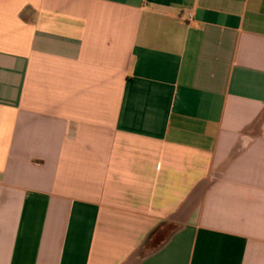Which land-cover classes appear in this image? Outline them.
Wrapping results in <instances>:
<instances>
[{"label": "crops", "instance_id": "0c3cea01", "mask_svg": "<svg viewBox=\"0 0 264 264\" xmlns=\"http://www.w3.org/2000/svg\"><path fill=\"white\" fill-rule=\"evenodd\" d=\"M0 264H264V0H0Z\"/></svg>", "mask_w": 264, "mask_h": 264}]
</instances>
